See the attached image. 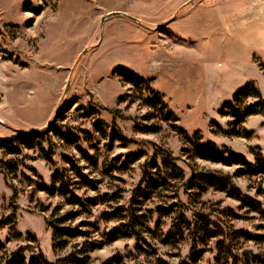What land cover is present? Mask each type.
Instances as JSON below:
<instances>
[{"label":"rangeland","instance_id":"rangeland-1","mask_svg":"<svg viewBox=\"0 0 264 264\" xmlns=\"http://www.w3.org/2000/svg\"><path fill=\"white\" fill-rule=\"evenodd\" d=\"M220 2L0 0V142L15 140L0 148V244L8 254L23 249L26 264L39 255L69 264L62 261L70 254L85 264H179L193 248L187 232L168 238L181 215L190 226L223 231L196 245L199 264H218L215 243L224 237L239 256L264 252V214L190 181L228 175L242 200L264 212V110L236 124L226 109L264 103V51L246 54L254 38L237 25L228 30L230 10ZM111 12L135 21L106 18ZM119 67L148 81L179 130L248 168L197 157L164 121L157 99L124 82ZM247 86L256 93L238 97ZM168 155L182 177H169ZM56 173L78 203L56 191ZM150 179L167 181L153 189ZM49 224L79 235L54 248ZM233 231L246 237H230Z\"/></svg>","mask_w":264,"mask_h":264},{"label":"trees","instance_id":"trees-1","mask_svg":"<svg viewBox=\"0 0 264 264\" xmlns=\"http://www.w3.org/2000/svg\"><path fill=\"white\" fill-rule=\"evenodd\" d=\"M115 73L121 76L123 78V81L126 83H135V85L137 86L142 85L144 87L143 89L147 93H149L152 98L157 99L160 110L163 111V114L165 116L164 121L166 123H170L169 126L172 129V131L180 134L185 143H189V144L193 143L194 151H195L194 153L201 160L211 162L214 164H222L225 166L238 165L248 168V163L244 159L238 157L237 155L227 151L220 153L217 150V148L211 143H208L205 147L200 142L201 141L200 136L194 135L193 137H189L183 130H179L178 127L176 126L177 118L170 111H168L166 104H164L161 101V96L151 88L148 81L140 78L139 76L133 74L131 71L123 67L122 68L119 67L118 69H116ZM250 91L256 93V90L252 86H247L243 91H241L238 94V97H250L251 96L249 93ZM256 97L259 99L258 95H256ZM226 109L229 111L230 117L235 119L236 124H238V123H242L247 116L256 115L262 112L264 110V103L259 99V102H257L252 106L251 105L247 106L243 112L238 111L232 104H228L226 106ZM14 141L15 140L2 141L0 142V148L6 149V147L8 146H12ZM258 163H260V166H262L261 162ZM162 165L166 170L171 169L172 172L171 174H169L170 175L169 177L171 178L182 177L180 170H178V168H176L174 164H171L169 155L168 158H166V156L163 158ZM158 173H160L159 170L156 174ZM248 173H253V172L249 170ZM262 173H264V169L262 170ZM218 174L219 175L213 173L198 174L196 176L195 175L192 176L190 181L193 182L194 179L196 187L201 190H205L208 187H211L216 191H220L227 194L228 196L232 197L235 200H238L240 202L243 201L245 205L250 209H252L253 211L259 212V214L261 215L264 214L262 210H259L258 202H255L249 198H246L245 199L246 201L242 200L239 189L236 188V186L232 183L228 175H223L220 173ZM164 180L163 182H161L159 180L156 181L150 179L148 183V187L156 189L159 186H162L163 184L166 183L167 180L166 179ZM53 182L56 191L60 195L64 197L67 196L70 197L68 199L69 203L71 204L78 203L77 199L72 194V192L68 190V185L63 182L61 175L56 173L55 176L53 177ZM71 217L72 216H68V218ZM66 219L67 218H64L63 220ZM49 225L52 228L53 240L54 242L57 241L54 244V248L61 249L65 247L67 244L65 240L66 238H73L79 235V232H76L73 229L61 228L60 226H57L55 224H49ZM123 227L128 230V226L124 225ZM215 228L212 226H196V225L190 226V224L187 221H185L181 215V217H179V220H177L176 223L172 225L171 228L172 233L169 234L168 238L182 239L183 233L187 232V234L190 235V237L192 238L193 248L189 251L188 256L182 261H180L179 264H199L201 254L195 252V247L198 243L206 244L208 241H210L211 238L221 236L223 231L220 228L217 227ZM230 237L236 239L241 237L243 238L246 236L241 231H233L230 232ZM258 241L264 242V238L263 239L258 238ZM231 243L232 241L230 240V243L227 242V238L225 237L223 239H219L216 241L215 243V249L217 252L216 262L218 264H229L230 260H231L230 264H264V252L254 253L252 251H246L242 253V256H239L232 252L233 244ZM23 252H24L23 249H19L11 254H8L5 250V247L0 244V264H26V259ZM64 262H67L69 264H85L86 260L77 259L74 256V254H70L62 261V263ZM28 264H49V263L44 259L42 255H39L38 257L31 258Z\"/></svg>","mask_w":264,"mask_h":264},{"label":"crops","instance_id":"crops-1","mask_svg":"<svg viewBox=\"0 0 264 264\" xmlns=\"http://www.w3.org/2000/svg\"><path fill=\"white\" fill-rule=\"evenodd\" d=\"M258 1L264 4V0H221L220 2V4L224 3L228 6L226 11L230 10L226 19V22L231 24L230 27H228L229 31L233 26L237 25L240 30H244L245 37H253L256 40L259 38L260 41L262 39V42L258 45L256 41L254 42V39H252L254 43H252L253 46L245 48V50L248 51L246 54H249L251 57L254 53H258V50L264 51V25L259 28L254 24L255 19L256 22H264V8L261 10L259 9L260 12H258L254 5ZM244 40L246 41V39Z\"/></svg>","mask_w":264,"mask_h":264},{"label":"water","instance_id":"water-1","mask_svg":"<svg viewBox=\"0 0 264 264\" xmlns=\"http://www.w3.org/2000/svg\"><path fill=\"white\" fill-rule=\"evenodd\" d=\"M189 1H192V0H189ZM112 15H122V16L128 18V19H131V20L135 21V18H134V17H132V16L126 14V13H119V12H111V13L107 14L106 18H109V17L112 16ZM172 19H173V18H172ZM172 19H170V20L167 21V22H170ZM102 20H104V18H103ZM68 87H69V84H67V86H66V88H65V92L68 90ZM58 111H59V110H57V111L55 112V114L53 115L51 121L47 124L46 129H45V131H44L43 133H48V132L51 130L52 125L54 124V122H55V120H56V117H57ZM11 130H13V131H14L16 134H18L19 136H26V137H35V136H37V135L29 134V133H27V132H25V131H23V130H21V129H17V128H11Z\"/></svg>","mask_w":264,"mask_h":264}]
</instances>
